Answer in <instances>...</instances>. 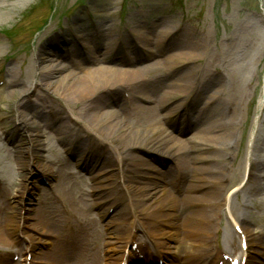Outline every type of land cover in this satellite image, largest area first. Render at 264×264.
<instances>
[{
  "label": "rangeland",
  "instance_id": "rangeland-1",
  "mask_svg": "<svg viewBox=\"0 0 264 264\" xmlns=\"http://www.w3.org/2000/svg\"><path fill=\"white\" fill-rule=\"evenodd\" d=\"M94 27L104 28L102 38L94 42L95 46L110 43L116 47L118 41H125L131 47L127 49L131 57L133 51L143 55L155 49L152 43L148 46L152 50L139 49V44L144 46L140 41L145 39L131 37L128 29H138L146 36L152 35L153 31L157 34L160 30H173L171 40L166 39L163 45L174 43V46H167V50L158 53V59L163 62L167 55L195 52L198 62L187 65L190 66L194 89L201 93L200 106H206L207 96L215 98L211 108L218 112V120L220 123L222 120L225 130L224 133L223 130L211 133L221 136L224 147L219 158L221 165L227 166L223 171L226 178L217 185L218 189H227L223 200L219 201L220 219H217L211 240L206 244L211 251L186 255L179 243L180 236L171 241L154 237L157 231L152 213L156 204L146 201L148 215L135 219L130 229L131 239L126 248L133 260L129 259L126 264H170L172 261L188 264L192 260L195 264L198 261L199 264H214L215 256L220 259L218 264H238L242 252L233 254L232 249H237L241 232L233 227L234 222L242 224L249 238L264 246V188L255 190L259 183L264 185V0H0V202L19 197L22 215L27 218L24 225L34 227L24 228V231L35 239H46L35 243V255H28V262L51 264L48 262L53 259L56 251L53 245L59 235L66 240L85 235L84 245L87 251L98 257L96 264L118 261L121 250L118 247L112 250L106 244L115 242L107 233L117 229L121 235L126 234L125 211L124 219L118 213L127 199L117 197L121 188L113 186L98 190L99 194H96L92 174L99 168L100 174L106 173L107 176L115 172L120 156L124 162L126 155L133 154L137 165L151 174L139 182V187L145 188L152 183L167 186L168 193L160 195V203L162 200L173 203L172 196L178 197L180 193L181 198L184 194L164 182L167 171L173 175L180 172L179 162L156 153L151 150L152 145L147 144L141 150L121 147L117 153L108 141L93 136L89 129L92 125L83 116L70 113V107L77 112L79 108L67 105L66 92L55 93L40 84L49 78L38 81L41 77L36 55L45 51L43 47L47 41L66 39L69 44H76L80 51L70 58L63 56L62 60L73 67L75 63H82L93 49L94 43L90 49L81 36ZM144 28L146 30L142 31ZM118 55H122L121 51ZM167 65L169 63L162 65V73L169 71ZM201 75L205 76L204 84H200ZM161 91L162 88L159 93ZM115 95L127 100V92L122 89ZM109 97L117 108L116 97L112 94ZM163 106L172 111L164 124L168 132L185 140L190 147L197 144L204 125H191L190 128L187 123H182L185 120L183 107H177L174 100ZM226 120L229 123L223 124ZM209 124L208 121L206 125ZM60 126L70 127V133L77 132L78 140H83L81 144L73 141L69 147L64 143L57 132ZM33 131L38 132L42 146L38 148V158L31 167L26 164L27 159H21L18 141H23ZM222 146L214 147L219 149ZM90 148L101 152L93 157L92 162H89ZM129 164L127 161L123 167ZM147 165L154 170L144 167ZM203 165L213 164L203 162ZM249 171L254 172L253 178L249 177ZM214 197L215 194L209 193L210 200L215 201ZM225 199L231 214L221 205ZM179 200V204H185V212L201 208L186 205L184 197ZM39 213H44L40 223L37 222ZM4 216L2 210L0 217ZM47 221L55 229L43 235V224ZM9 240H12L9 247L0 244V264H23L27 239L17 234ZM157 242L166 245H157ZM255 249L242 259L241 264H264V254L258 253L259 247ZM143 250L152 257L151 260L146 261Z\"/></svg>",
  "mask_w": 264,
  "mask_h": 264
},
{
  "label": "bare ground",
  "instance_id": "bare-ground-1",
  "mask_svg": "<svg viewBox=\"0 0 264 264\" xmlns=\"http://www.w3.org/2000/svg\"><path fill=\"white\" fill-rule=\"evenodd\" d=\"M103 29L102 27H94L92 31L81 36L87 42V47L91 49L93 43L102 38ZM128 34L131 37L145 39L143 42L140 41L144 46L142 47L139 44V49L141 47L145 51L152 50L148 49V46L152 43L156 52L143 51L144 54L141 55L138 51H133V56L131 57L127 50L128 48L131 49V47L124 43L125 41H118L116 47L111 46L110 43V45L105 44L104 46L100 43L95 46L96 43H94V50L89 51V55L85 57L84 61L75 63L73 67H70L64 64L62 60L64 57L70 58L75 52H79V47L76 44L74 46L69 44L66 39H52L47 41L43 47L45 51L36 55L41 77L38 81H42L43 77L49 78L46 82L43 80V83L40 84L47 89H53L55 93L58 91L66 92L68 94L66 96L68 98L66 100L67 105L78 106L79 108L77 112V110L75 111L74 108L69 106L70 113L74 114L76 112L83 116L88 124L92 125L89 129L94 133L93 136L108 141L117 153H120L119 149L121 147L131 151L141 150V147L147 144L152 145L151 150L156 151V153L162 154L173 162H179V167H177L180 172H174L173 175V172L167 171L164 178L165 185L172 184L180 192L184 193L182 196L185 198L184 202L187 203L186 205L201 206V208L192 209V212H185V204H179L181 202L179 199H183V197L180 198V193H178V197L172 196L173 203L167 200H162L160 203V195L163 196L168 193L167 186L165 188L163 185L152 183L145 188L139 187V182L151 174L137 165V158L133 154L129 153L128 156L126 155L124 162L120 156V161L118 162L120 164L115 165V172L112 171L108 176L105 175L106 173L100 174L99 168L97 172L92 174L93 191L99 194L98 190L101 191L103 188L113 186L114 188H121L122 192L120 194L117 193V197L127 199L126 204L121 207V212L119 211L120 213H118L119 217L124 219L123 212L125 211L126 234L124 236L121 235L117 229H111L107 233L115 242L110 243L108 241L106 244L111 246L112 250L117 247L121 250V256L118 261L112 264H126L129 259L130 261L133 260L129 258L126 246L131 239L129 237L130 229L133 227L134 220L140 219L143 215L145 217L148 215L146 201H153L156 204L152 213L154 214L153 222L157 231L154 237L171 241L176 240L180 236L182 240H179V243L183 246L182 248L186 255L191 253L198 254L199 251L203 250L211 251L206 244L211 240L212 233L217 225V219H220L219 214L222 209L219 207V201L223 200V194L227 189V187L221 189L217 187L226 178L223 171L224 169L227 170V166L221 165V159L219 158V152L224 147L223 141H220L221 136L211 134L221 130H223V133L225 132L222 120L221 123L220 119L218 120V112H214L211 108L215 98L207 96L206 106H200L201 93L199 94L194 89V81L190 78V66L187 65L190 62H198L194 51H183L177 55H167L164 61L169 63V66L167 65L169 71L162 73L161 67L165 63L164 61L162 62L163 59H158L157 54L167 50V46H174V43L163 45L166 39L171 40L169 37L174 34L173 30H170V32H162L160 30L159 32L157 31V34L156 31H153L152 35L146 36L138 29H128ZM159 45H162V47L160 48ZM182 48L185 49L186 47L183 46ZM116 50L121 51L122 55H118L119 52ZM91 53L95 54L91 55ZM203 77L205 76L201 75L199 77L200 84L205 82ZM161 88L162 91L159 93ZM121 89L125 93L127 92L126 101L115 95ZM111 94L116 97L115 106L117 108H114V104L110 101L109 95ZM121 100H123V104L120 102ZM173 100L177 107L181 105L183 107V118L185 120L183 119L182 123H187L190 128L193 127L191 125H204L201 128L199 141H196L197 144H195L194 139L191 140L193 145L195 144L192 147L187 145L188 143L185 140L177 139L164 127L167 117L172 111L168 108L164 109L163 105ZM141 101L148 102V104L144 105ZM221 105H225L224 102H221ZM226 107L228 106L226 105ZM208 121L211 124L206 125ZM224 123H229V121H223ZM69 131L70 127L68 126L65 128L60 126L57 129L64 143L69 145V143L77 141V145L81 144L83 140H78L80 136L77 132L70 133ZM68 133L71 135H67ZM18 142L21 145L18 147L21 159H27L26 164L32 167L34 160L38 158L37 150L42 146L38 132L28 133L23 141ZM214 146L222 147L219 150ZM74 148L76 149V147ZM94 149L90 148L88 151V155H92L89 162H92L93 157L101 153L96 149L93 152ZM127 161L130 164L123 167V164ZM203 162H211L213 165H203ZM133 163L136 164L134 165ZM144 167L151 171L154 170V167L151 168L150 165ZM41 170L46 173L44 169L41 168ZM249 173V177L253 178L254 172L249 171ZM136 176L139 179H136ZM54 186L56 188V185ZM263 188L264 185L259 183L255 190L261 191ZM218 192H220L219 195ZM209 193L216 195L214 197V199L216 198L215 201L208 198ZM19 196L21 197V194ZM98 196L100 198V195ZM156 200L157 202H154ZM20 202L21 199L15 196L11 201L0 202V212L3 210L5 214L4 217H0V244L4 247H9L12 245V240L10 241L9 239L17 234L24 235L27 239V246L23 264H30L32 261L28 262L27 259L28 255H31V257L35 255V243L38 240V242H45L46 239L41 241L36 238V240L24 231V228L34 229V227H25L24 221L27 218L24 214L22 215ZM221 205L227 210L230 208L226 199ZM229 214H231L230 211ZM42 218H44V213H39L37 222L40 223ZM111 221L113 222V220ZM219 222L221 223L220 220ZM107 224L109 225L110 223L108 222ZM233 227L241 232L237 239V249L235 245L231 244V247H235L232 249L233 254L242 252L238 264H241L242 259L248 256L250 251H256L253 248L259 247L258 253L264 254L262 252L264 246L260 242L250 239L246 228L242 224L239 225L234 222ZM43 229L42 234L44 235L55 228L47 221V223L43 224ZM85 239V235L79 236L77 239L70 238L69 240L59 235L57 243L54 244L55 246L53 245V247H56L53 259L49 260L50 262L48 263H98V257L87 251L84 245ZM156 244L166 245L165 242H157ZM143 252L146 261L152 259L148 252L144 250ZM157 252L159 255L161 254L160 251ZM215 259L214 264H218L220 259L217 256H215ZM170 264L180 263L172 261ZM188 264H195V262L192 260ZM196 264H199V261Z\"/></svg>",
  "mask_w": 264,
  "mask_h": 264
}]
</instances>
